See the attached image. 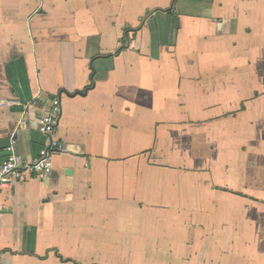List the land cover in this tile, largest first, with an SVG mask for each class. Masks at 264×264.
<instances>
[{
  "label": "crops",
  "instance_id": "1",
  "mask_svg": "<svg viewBox=\"0 0 264 264\" xmlns=\"http://www.w3.org/2000/svg\"><path fill=\"white\" fill-rule=\"evenodd\" d=\"M0 100V162L68 146L0 264H264V0H0Z\"/></svg>",
  "mask_w": 264,
  "mask_h": 264
},
{
  "label": "built area",
  "instance_id": "2",
  "mask_svg": "<svg viewBox=\"0 0 264 264\" xmlns=\"http://www.w3.org/2000/svg\"><path fill=\"white\" fill-rule=\"evenodd\" d=\"M18 104L16 100H0V107H15ZM61 114V102L52 101L50 111L41 118L40 123V132L48 138L49 143L41 149L36 160L25 161L20 158L15 151V140L12 139L7 148V157L0 162V192L33 176H49L53 169V155L68 153V146L55 137ZM19 126L24 128L25 122L20 121Z\"/></svg>",
  "mask_w": 264,
  "mask_h": 264
}]
</instances>
